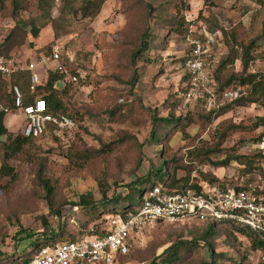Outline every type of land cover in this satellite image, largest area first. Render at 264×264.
<instances>
[{
  "label": "rangeland",
  "instance_id": "obj_1",
  "mask_svg": "<svg viewBox=\"0 0 264 264\" xmlns=\"http://www.w3.org/2000/svg\"><path fill=\"white\" fill-rule=\"evenodd\" d=\"M131 1L134 3L135 0H107L99 16L92 21L77 18L73 20L71 28L60 26L62 35L58 37H55L56 32L49 25L34 39L23 25L17 23L10 5L0 16V46L7 43L9 52L5 58L24 64H38L35 73L42 85L49 71L61 70L69 85L64 99L69 113L75 119L76 112L85 118L87 115L97 118L95 122H90L88 118L78 121L77 118V122H73V130L66 133L47 132L35 141V146L39 148L36 149L37 157L29 161L20 156L12 161L18 179L9 192L0 191V251L10 257L19 249V236L33 239L25 240L27 248L20 250L19 257H10L7 262L27 256L33 245L31 242L43 237L42 233L51 234L64 228L77 235L83 227L87 232L96 228L105 229V221L110 215L102 213L100 218L90 220L70 204L76 203L84 194H92L96 201H100L104 191L108 199L125 196L127 187L134 180L160 165L163 144H150L149 141L153 119H165L171 115L189 116L193 123L186 134L178 133L172 137L165 159L169 167L174 165L171 161L176 159L183 165H189L192 179H200V172L205 171L208 175L218 176L223 183L240 185L233 178V174L239 171L235 164H230L227 169L204 168L202 157H197L198 151L217 145L220 134L232 125L251 126L256 117L264 116V108L257 110L247 105L236 106L211 124L207 120H200L199 117L205 112L203 105L185 99V65L182 58L187 54L188 45L180 35H170L165 51H151L150 61L155 59V53L162 58L156 65L131 58L141 41L138 26L140 15L133 12L143 10L133 4L130 6ZM162 1L165 0H144L154 6ZM184 1L190 5V10L185 13L187 21L196 19L201 9H205V15L213 9L223 22V38L218 40L214 55L217 61H221L228 52V46L224 43L225 33L228 38L234 35L237 43L247 44L264 30V12L253 17L252 13L258 7L249 0H207L206 5L204 0ZM60 2L57 0L53 7L54 17L58 15ZM24 6L26 11L19 13L24 20L41 13L36 0H29ZM147 23L152 33L165 35L166 31L159 28L156 21L149 18ZM55 44L63 48L59 62L42 66L41 57H50ZM73 67L77 69L78 76L71 75L70 69ZM159 70L160 73L153 77L152 73ZM213 70L216 73L215 66ZM231 70L240 73V60ZM136 71L140 78L131 86L130 81ZM249 72H264V46L257 51ZM73 77L77 78L76 82L72 80ZM220 78L224 81L226 77L220 74ZM83 82L85 85H82ZM236 88H241L244 95L247 93L246 88ZM115 111L119 113L111 117L110 113ZM5 125L14 134L23 133L25 121L17 111L7 116ZM262 131L258 130L255 135ZM248 138L247 134L241 132L228 133L222 149H230L240 139ZM113 143L118 144L112 152L99 153L103 146ZM72 152L81 153L88 159L74 158ZM250 152V148H244L238 150L237 154L248 155ZM224 158L225 155H220L213 160L217 162ZM39 168H42L45 180L52 187L51 195L37 180ZM179 175L184 176L185 172L180 171ZM248 179L254 188L263 186V177L254 176L245 178V181ZM59 212L60 217L57 215ZM211 223L210 218L192 217L177 223L152 224L133 238L128 256L118 264H149L162 249L179 242L201 239ZM215 230L220 235L214 237L210 245L214 253L228 255L230 260L218 258L212 264L239 262L241 252L237 251L233 239L223 232L222 227H215ZM236 237L243 248L247 247L244 238ZM52 241L48 239L44 244ZM228 241L232 246H227ZM208 258L207 249L200 248L195 255L179 264H202ZM257 263L256 253L252 264Z\"/></svg>",
  "mask_w": 264,
  "mask_h": 264
},
{
  "label": "trees",
  "instance_id": "obj_2",
  "mask_svg": "<svg viewBox=\"0 0 264 264\" xmlns=\"http://www.w3.org/2000/svg\"><path fill=\"white\" fill-rule=\"evenodd\" d=\"M28 1L29 0H11L8 2V0H0V16L6 12L7 7L10 5L15 14V19H17V23L21 26L23 25L29 31L30 35H32L34 39H37L40 31L49 25L54 28L56 32L55 37H58L62 35L59 31L60 26L71 28L74 24L73 20L77 18L83 21H92L99 16L107 0H61L58 15L56 17L53 16L52 10L57 0H36L37 8L41 13L36 17H29L24 20L19 16V13L26 11L24 5ZM249 1L258 7V10L252 13L253 17H256L260 12H264V0ZM203 3L206 5L207 0H204ZM132 4L134 7L143 9L133 12L140 15L138 26L141 30V41L137 51L131 54V58L135 59L137 62H147L151 65H156L161 62L162 58L156 53L154 54L155 59L150 61L149 55L151 56V51L153 49L165 51L167 49V40L170 35L177 34L180 35L181 39L188 45L187 54L182 58V62L185 65L191 55L193 48L191 45L192 41L203 40L206 33H214L223 28V22L213 9L210 13L207 11L208 15L204 14L205 9H201L196 19L187 21L185 13L190 10V5L184 0H165L157 6L151 3H145L144 0H135L134 3L131 1L130 6H132ZM149 18L156 21L157 26L166 31L165 35L159 36L151 32L152 30L147 23ZM228 37V34L225 33L224 43L228 46V52L221 61H217V59L215 61L214 58L218 44H216L208 54L209 68L213 69L214 66L216 68V73L214 71L213 76L218 84L216 95L220 99L222 93L225 90L231 89V87L246 88L247 93L225 104L219 109L213 108L207 110L204 108V115L200 116L199 119L204 122L207 120L208 124H211L222 115L227 114L236 106L247 105L257 110L264 108V72H249L251 64L256 60L257 51L264 46V30L261 31L259 36L251 39L247 44L237 43L238 41L235 39L234 35H232L231 38ZM10 38L11 36L8 37V42ZM7 48V43L0 46V57L5 58L6 54L9 53ZM238 60L241 62V71L240 73H234L231 68L234 67ZM70 73L71 75L78 76L77 69L74 67L70 69ZM158 73H160V70L155 73L153 72L152 76L155 77ZM220 74L225 75L226 78L224 81L221 80ZM31 75V71H18L12 74L10 80H7L0 74V105L7 110V112H0V191L3 192H9L12 185H14L18 179L15 168L12 166L13 160L21 156L31 161L37 157L38 152L36 149L39 148L35 146V141L47 132H69L66 130H59L57 127L51 125L48 126L45 133L39 138H29L24 136L23 133L14 134L10 132L5 125V121L8 115L15 114L18 111L15 105L16 96L13 91L14 87H17L22 95V106L32 104L36 98H42L46 103L47 112L50 115L56 117L65 116L73 122L74 120L76 122L77 120L83 121L86 118H88L90 122H95L97 119L91 115H87L85 118L84 115L76 112V119L78 118L76 120L71 113H69V109L64 100L69 90V85L66 84V78L63 72H59L58 70L49 71L45 84H39V86L32 85ZM184 77L186 82L184 94L186 95L190 83V76L186 68ZM139 78L140 74L136 71L134 77L130 81L131 86H134ZM80 81L81 79H79V82ZM83 84L85 85L84 82L82 85ZM197 102L204 107L202 101ZM116 113L118 114L119 112H112L110 116L114 117ZM192 124L189 116L183 118L171 115L165 119H153L149 141L150 144L157 142H162L163 144L160 150V155H162L160 165L150 169L147 175L134 180L132 185L127 187L128 193L125 196L118 195L117 197L108 199L107 192L104 191L100 201H96L92 194H84L79 197L76 203H71L70 206L76 208L84 216L89 217L90 220L100 218L102 213H107L110 216L120 213L125 217L128 211L141 204L144 193L154 187L160 186L171 194L186 190H193L197 193H201L206 187H216L224 191H242L250 190V187L253 186V183L249 181L250 179L245 181V178L259 176L261 178L263 177L264 180V149L261 148L264 140V116L256 117L249 127H244L242 124L232 125L220 134L219 143L217 145L206 148L205 150L201 148L198 151L199 154L197 157H202L204 168L214 167L227 169L230 164H235L239 171L236 175L233 174V178H235L236 182L238 181L240 185L223 183L218 176L208 175L205 171L200 172V179H192L190 177L192 170L189 165H183L176 159L171 161L174 165L169 167L165 159L167 157V151L170 150L169 143L172 137L178 133L186 134L188 128ZM260 129L263 131L255 135ZM236 132L247 134L249 138L240 139L230 149H222V145L226 141L228 133L234 134ZM117 144L118 143L105 145L99 153L112 152ZM244 148H250V154L238 155L237 151ZM71 154L77 159H88L78 152H72ZM86 155H89V153ZM220 155H225V158L217 162L213 160ZM180 171H184L185 175L180 176ZM37 180L49 195L53 193L50 183L44 178L42 168L38 169ZM254 194L264 200V190L260 191L259 188H256ZM57 215L60 217V212L57 213ZM105 222L108 224V218ZM219 226L222 227L223 232L228 235L229 238L233 239L237 251L241 252L239 262L235 260L236 263L234 262V264H252L254 255L264 251V240L248 227L228 220L212 221L208 229L203 232V235L200 237L201 239L179 242L171 247L162 249L149 264H179L187 257L195 255L200 248L207 249L209 255V258L204 260L202 264H212V262L214 263V260L218 258L230 260L228 255H217L214 253V249L210 245V241L214 237L220 235L218 231L215 230V227ZM85 230L86 228L83 227L77 235L66 231L64 228L58 229L51 234L42 233L43 237L37 238L35 241L31 242L33 245L27 257L36 254L48 239H52L56 243H65L76 242L92 237L101 238L105 234L104 229L99 230L96 228L92 232H87ZM236 236L244 238L247 241V247L243 248L242 243L239 242ZM29 239H33V237L25 238L19 236L17 245L19 249L10 257H19L20 250L27 248L25 240ZM201 243L203 244L201 245ZM28 244L30 243H27V245ZM227 246H232V244L228 241ZM128 254L125 256L118 255L117 263L128 256ZM10 257L5 256L0 251V262H6ZM257 264H260L259 260Z\"/></svg>",
  "mask_w": 264,
  "mask_h": 264
},
{
  "label": "built area",
  "instance_id": "obj_3",
  "mask_svg": "<svg viewBox=\"0 0 264 264\" xmlns=\"http://www.w3.org/2000/svg\"><path fill=\"white\" fill-rule=\"evenodd\" d=\"M222 38V30H217L214 33H206L203 40L192 41L191 55L185 63L190 76L185 99L188 102L202 101L207 110L219 109L244 95L241 88L225 90L220 99L216 95L218 84L213 77L214 70L208 66V54ZM62 52L63 48L60 45H53L50 57H41L40 64L47 66L58 63ZM37 65L33 62L24 64L12 58L0 57V74L10 80L15 72L31 71V83L36 86L41 84L40 77L35 73ZM58 71L62 72L59 69ZM72 80L76 82L77 78L73 77ZM13 91L16 96L15 105L25 121L24 136L39 138L49 125L59 130H73L74 123L68 117L48 114L42 98H36L32 104L22 106L19 89L14 87ZM0 112L7 110L0 105ZM261 148L264 149V144ZM250 188L242 191H224L216 187H206L201 193L186 190L171 194L160 186L154 187L144 193L141 204L128 211L125 217L120 213L111 215L103 237L44 244L31 257L26 256L0 264H118L117 256L127 255L133 238L150 225L177 223L192 217L210 218L212 221H233L248 227L264 240V200L254 194L256 188L253 186ZM257 188L260 191L264 190V186ZM258 260L260 264H264V251L258 252Z\"/></svg>",
  "mask_w": 264,
  "mask_h": 264
}]
</instances>
